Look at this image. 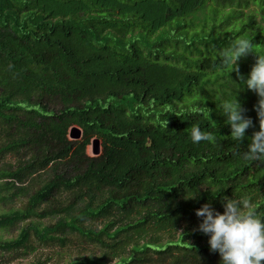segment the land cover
Listing matches in <instances>:
<instances>
[{
  "label": "trees",
  "instance_id": "1",
  "mask_svg": "<svg viewBox=\"0 0 264 264\" xmlns=\"http://www.w3.org/2000/svg\"><path fill=\"white\" fill-rule=\"evenodd\" d=\"M241 39L246 78L264 0H0V205L24 199L0 212V232L17 231L0 262L78 243L95 251L64 264H220L196 210L251 196L264 215V162L237 155L259 97L218 57ZM234 93L253 121L239 145L219 112ZM196 126L216 142L193 143Z\"/></svg>",
  "mask_w": 264,
  "mask_h": 264
},
{
  "label": "clouds",
  "instance_id": "2",
  "mask_svg": "<svg viewBox=\"0 0 264 264\" xmlns=\"http://www.w3.org/2000/svg\"><path fill=\"white\" fill-rule=\"evenodd\" d=\"M253 53L252 44L247 39L234 41L223 49L218 57L220 65L229 72L237 73L239 83L235 89L247 88L259 97L255 111L259 118V130L250 139L247 150L237 155L245 163L264 162V56H257L255 64L245 78L239 71L238 61L247 54ZM236 94L219 104V112L226 117L230 127V138L238 145L245 138L246 131L253 126V121L244 115ZM193 143L209 141L215 143L217 137L210 132L202 131L198 126L191 132ZM185 199L197 196L195 188L185 189ZM223 212L216 211L210 203L204 204L195 212L201 218L197 231L207 235L210 251L220 255V264H264V215H261L251 196L239 199L222 197Z\"/></svg>",
  "mask_w": 264,
  "mask_h": 264
},
{
  "label": "rangeland",
  "instance_id": "3",
  "mask_svg": "<svg viewBox=\"0 0 264 264\" xmlns=\"http://www.w3.org/2000/svg\"><path fill=\"white\" fill-rule=\"evenodd\" d=\"M15 159L13 156H8L6 161L7 162H13ZM24 202V199H18L15 200L11 204H3L0 205V212H3L4 210L14 208V207H21ZM44 222L48 223L50 222V219H44ZM17 233L16 230L8 231V232H0V236L3 238H10L15 236ZM60 248L55 247H49L47 249H39L38 252H36L35 256H29L26 259H23L20 261L21 264H27L30 261L36 260V258L44 259L46 256H52L53 260L46 264H64L71 256L77 257L78 254H89L91 252H94L90 246L84 245L79 246L78 243H75L73 246H68L64 248L61 252L58 253ZM0 264H5L3 262H0Z\"/></svg>",
  "mask_w": 264,
  "mask_h": 264
},
{
  "label": "water",
  "instance_id": "4",
  "mask_svg": "<svg viewBox=\"0 0 264 264\" xmlns=\"http://www.w3.org/2000/svg\"><path fill=\"white\" fill-rule=\"evenodd\" d=\"M69 136L71 139L73 140H79L82 136V130L77 127V126H73L70 129V133ZM100 139L95 138L92 141V152L94 155H98L100 153Z\"/></svg>",
  "mask_w": 264,
  "mask_h": 264
}]
</instances>
